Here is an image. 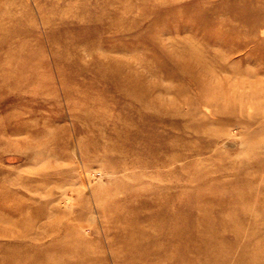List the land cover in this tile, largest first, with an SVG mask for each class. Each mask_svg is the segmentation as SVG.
<instances>
[{
	"label": "rangeland",
	"instance_id": "374dc122",
	"mask_svg": "<svg viewBox=\"0 0 264 264\" xmlns=\"http://www.w3.org/2000/svg\"><path fill=\"white\" fill-rule=\"evenodd\" d=\"M0 264H264V0H0Z\"/></svg>",
	"mask_w": 264,
	"mask_h": 264
},
{
	"label": "bare ground",
	"instance_id": "6f19581e",
	"mask_svg": "<svg viewBox=\"0 0 264 264\" xmlns=\"http://www.w3.org/2000/svg\"><path fill=\"white\" fill-rule=\"evenodd\" d=\"M223 203V202H222ZM138 237V234H135L134 235V238H137ZM208 244H209V241H208ZM132 257H133V255H132ZM134 258H135V260H139L140 258H141V256H139V257H135L134 256Z\"/></svg>",
	"mask_w": 264,
	"mask_h": 264
}]
</instances>
